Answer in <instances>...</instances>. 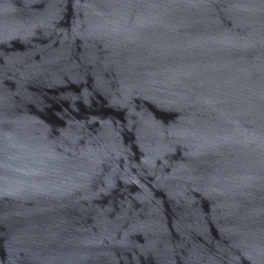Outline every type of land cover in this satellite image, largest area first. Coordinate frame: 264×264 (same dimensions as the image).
<instances>
[{
	"label": "water",
	"instance_id": "1",
	"mask_svg": "<svg viewBox=\"0 0 264 264\" xmlns=\"http://www.w3.org/2000/svg\"><path fill=\"white\" fill-rule=\"evenodd\" d=\"M0 264H264V0H0Z\"/></svg>",
	"mask_w": 264,
	"mask_h": 264
}]
</instances>
